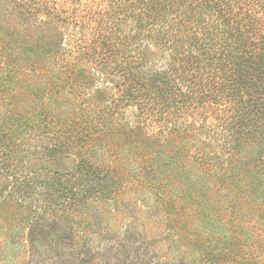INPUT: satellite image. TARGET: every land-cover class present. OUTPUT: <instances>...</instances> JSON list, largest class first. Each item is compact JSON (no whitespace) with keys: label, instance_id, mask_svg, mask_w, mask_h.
<instances>
[{"label":"trees","instance_id":"1","mask_svg":"<svg viewBox=\"0 0 264 264\" xmlns=\"http://www.w3.org/2000/svg\"><path fill=\"white\" fill-rule=\"evenodd\" d=\"M250 142L264 174V0H0L2 224L98 207L121 257L162 264L151 230L177 205L208 248L174 264H245L200 196L238 213Z\"/></svg>","mask_w":264,"mask_h":264},{"label":"rangeland","instance_id":"2","mask_svg":"<svg viewBox=\"0 0 264 264\" xmlns=\"http://www.w3.org/2000/svg\"><path fill=\"white\" fill-rule=\"evenodd\" d=\"M246 148L249 149L248 156L240 157V162L236 163L240 167L244 166L242 169L244 175L242 196L244 197L241 204L239 203L238 213L233 216L227 211L223 213V210L218 209L213 199L218 191L217 186H212L208 197L200 196V201L207 205L212 216L213 213L215 214L213 230L216 232L221 230L223 220L226 234L241 240L242 245L246 244V246L243 245V250H246L245 264H259V257L262 254L260 239L264 236V219L261 218L264 214V199L259 203L261 193L259 180L264 182V174L259 169L261 158L259 142H250ZM167 206H173L171 200L167 201ZM176 206L169 208L171 221L164 220L159 230H151L158 240L168 237L160 242L155 241L156 244L153 245L161 254L162 264L176 262L178 252L175 249L178 247H184L187 252H190L187 256L190 261L194 256L201 259L203 252L208 248L200 220L189 218L184 223V220L177 217L179 211ZM42 210L36 211L40 216L36 221L22 222L18 225L0 222V264H138L142 259L143 264H155L157 261L149 252L141 256L142 248L136 249L138 245H142L139 241L134 244L132 250H126L124 257H121L119 239L124 228H113L110 221L102 223L98 207L90 206L87 208L88 212L79 211L76 215L80 214L81 217L73 220L64 218V216L70 218L72 216L66 214V210L54 211L53 215L49 212L44 213ZM24 214L26 215L27 212ZM87 215L95 219L86 218ZM215 225L217 226L214 227ZM168 231H174L173 237L166 235ZM173 238L180 241L177 242ZM172 240L177 244H171Z\"/></svg>","mask_w":264,"mask_h":264}]
</instances>
